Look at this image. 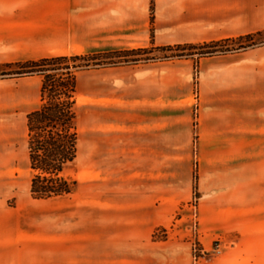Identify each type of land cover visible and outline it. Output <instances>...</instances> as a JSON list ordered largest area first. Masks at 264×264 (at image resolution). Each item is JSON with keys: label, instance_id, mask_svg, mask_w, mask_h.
<instances>
[{"label": "crops", "instance_id": "crops-1", "mask_svg": "<svg viewBox=\"0 0 264 264\" xmlns=\"http://www.w3.org/2000/svg\"><path fill=\"white\" fill-rule=\"evenodd\" d=\"M150 4L0 0V63L264 29V0H154L152 20ZM16 79L41 95L39 75ZM80 98L93 105L92 182L79 169L73 192L36 199H61V229L0 231V264H264V44L80 71L79 130ZM184 204L199 210L197 262L192 235L172 228Z\"/></svg>", "mask_w": 264, "mask_h": 264}, {"label": "trees", "instance_id": "trees-1", "mask_svg": "<svg viewBox=\"0 0 264 264\" xmlns=\"http://www.w3.org/2000/svg\"><path fill=\"white\" fill-rule=\"evenodd\" d=\"M264 29L236 37L158 46L159 50L191 51L179 57H198L245 50L264 44L258 39ZM234 42H237L234 45ZM155 47L120 49L96 53L65 54L36 60L1 64L3 75L23 77L39 75L41 103L27 115L28 153L31 170V194L35 199H49L74 191L76 180L67 175L78 156L77 83L80 71L98 66H116L150 53Z\"/></svg>", "mask_w": 264, "mask_h": 264}, {"label": "rangeland", "instance_id": "rangeland-1", "mask_svg": "<svg viewBox=\"0 0 264 264\" xmlns=\"http://www.w3.org/2000/svg\"><path fill=\"white\" fill-rule=\"evenodd\" d=\"M150 9L152 20L154 0H151ZM258 39L264 40V34ZM236 44L237 42H234V45ZM150 47L155 48H152L150 53H141L130 57L129 59L137 61L127 64L138 65L144 62L185 58L177 55L191 52L179 50L165 52L159 50L158 46ZM1 64L5 63H0V231L47 230L52 225L61 229L63 212L61 199L55 202H42L36 200L31 194L27 115L41 103L40 93H25V91L29 92L25 88L31 87L30 84L22 85L18 90L19 82L16 79L18 77L2 76L4 69L7 68ZM80 77L81 92L87 94L90 90L89 83L92 76L81 75ZM87 100L79 99V103L83 105L80 118V155L75 165L67 171V175L73 179L75 171L80 169L82 170L81 178L85 179L88 175L87 179H90L88 182H92V176L87 172V168L92 167V161L86 156L87 146L93 137V105L92 101ZM196 172L195 168V174ZM88 189L92 190V183L88 185ZM196 196L197 190L194 186L193 205H195ZM176 218L181 220H177L172 228L178 232L190 233L193 242L199 244L197 235L200 221L199 210L195 211L192 205L184 204L177 211ZM167 230V228H161L157 234L165 238Z\"/></svg>", "mask_w": 264, "mask_h": 264}, {"label": "built area", "instance_id": "built-area-1", "mask_svg": "<svg viewBox=\"0 0 264 264\" xmlns=\"http://www.w3.org/2000/svg\"><path fill=\"white\" fill-rule=\"evenodd\" d=\"M193 248H194V259H195V262H197L199 259L207 256V254H208L207 252H203L202 248L200 247V245L197 242H195ZM220 248H221V244H220V242H217L215 244L213 252H217V253L220 252Z\"/></svg>", "mask_w": 264, "mask_h": 264}]
</instances>
